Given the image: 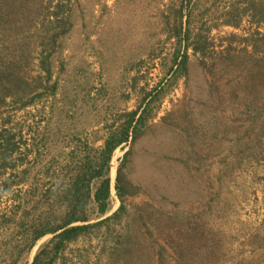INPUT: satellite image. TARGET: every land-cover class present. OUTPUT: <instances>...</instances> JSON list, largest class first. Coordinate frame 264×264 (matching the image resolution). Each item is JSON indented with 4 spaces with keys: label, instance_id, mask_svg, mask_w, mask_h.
<instances>
[{
    "label": "rangeland",
    "instance_id": "1",
    "mask_svg": "<svg viewBox=\"0 0 264 264\" xmlns=\"http://www.w3.org/2000/svg\"><path fill=\"white\" fill-rule=\"evenodd\" d=\"M179 1L0 0V213L21 188L7 180L38 153L64 166L79 141L102 149L126 116L144 117L113 154L107 213L88 224L123 205L119 171L126 213L65 264H264V26L251 12L225 26L214 13L236 0H202L205 51L190 48L185 68Z\"/></svg>",
    "mask_w": 264,
    "mask_h": 264
},
{
    "label": "trees",
    "instance_id": "2",
    "mask_svg": "<svg viewBox=\"0 0 264 264\" xmlns=\"http://www.w3.org/2000/svg\"><path fill=\"white\" fill-rule=\"evenodd\" d=\"M201 2L202 0H180L176 10L178 24L173 31H176L180 44L183 43L185 54L181 65L185 68L190 48L196 54L205 51L204 44H200L201 35H194L192 28L199 17L204 18L208 14L201 12ZM223 9L221 14H214L217 20H223L225 26L240 28L243 18L249 12L258 26H264V0H236ZM138 112L126 116L120 129L107 138L104 148H91L87 139L84 143L79 141L82 148L63 154L67 162L64 166L58 164L57 168L56 160L42 166L45 156L38 153L21 176H13L7 180L5 188H21L16 196L17 204L0 213V264H26L27 255L47 236H52V239L37 252L32 264H57L60 260L62 264L70 262L65 254L71 244L77 243L89 231L126 213L123 200L126 189L119 171L116 188L123 205L114 217L88 224L95 214L100 217L108 211L112 195L110 163L119 146L131 139L133 142L138 139V129L145 123L143 115L139 116ZM4 157L8 161V156ZM38 165L40 168L34 174L35 166ZM135 240L128 236L127 243ZM129 249L125 245L121 249V257H126Z\"/></svg>",
    "mask_w": 264,
    "mask_h": 264
},
{
    "label": "bare ground",
    "instance_id": "3",
    "mask_svg": "<svg viewBox=\"0 0 264 264\" xmlns=\"http://www.w3.org/2000/svg\"><path fill=\"white\" fill-rule=\"evenodd\" d=\"M115 174V173H114Z\"/></svg>",
    "mask_w": 264,
    "mask_h": 264
}]
</instances>
